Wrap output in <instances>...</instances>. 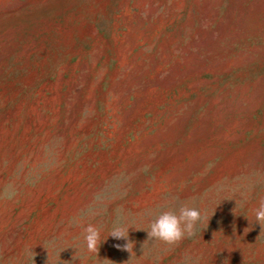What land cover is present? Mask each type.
Returning a JSON list of instances; mask_svg holds the SVG:
<instances>
[{"label":"rangeland","instance_id":"1","mask_svg":"<svg viewBox=\"0 0 264 264\" xmlns=\"http://www.w3.org/2000/svg\"><path fill=\"white\" fill-rule=\"evenodd\" d=\"M260 197L264 0H0V264H264Z\"/></svg>","mask_w":264,"mask_h":264},{"label":"clouds","instance_id":"2","mask_svg":"<svg viewBox=\"0 0 264 264\" xmlns=\"http://www.w3.org/2000/svg\"><path fill=\"white\" fill-rule=\"evenodd\" d=\"M250 190L251 189H249V191ZM242 196L246 201L247 194H242ZM253 213L256 223L264 226V197L258 199ZM201 219L202 215L200 210L188 205L181 206L178 213L176 211L160 212L151 221L150 227L147 229L148 237L172 244L182 238L194 236L196 234L197 224ZM72 223L80 225V220L73 219ZM80 226L82 227V235L87 252L95 253L97 247H100L102 243L100 229L93 223ZM129 229V227L124 225L116 224L110 229L109 236L117 239H127ZM131 243L132 242L129 241L124 245L129 251H131L129 247ZM117 247H120V245H117ZM76 250L78 251L79 249ZM78 259L81 264H84L83 256H80Z\"/></svg>","mask_w":264,"mask_h":264}]
</instances>
